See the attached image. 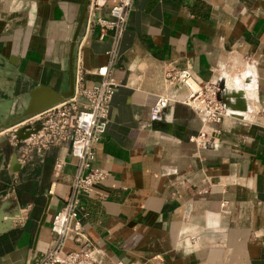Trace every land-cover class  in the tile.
Segmentation results:
<instances>
[{
  "label": "crops",
  "instance_id": "obj_1",
  "mask_svg": "<svg viewBox=\"0 0 264 264\" xmlns=\"http://www.w3.org/2000/svg\"><path fill=\"white\" fill-rule=\"evenodd\" d=\"M84 1L0 0V82L13 99L21 94L26 106L36 85L65 89L70 56L74 68L78 52L82 84L98 83L110 31L99 38L92 25L83 34V18L71 49ZM116 1L104 0L97 13L110 17ZM170 65L218 86L226 113L208 124L210 144L190 139L201 120L188 105L176 102L161 119H149ZM108 70L116 84L91 160L106 176L82 196L80 216L98 251L92 264H264V0H131ZM38 157L27 153L25 173ZM23 163L12 172L6 167L11 180L0 192V209L13 211L15 202L20 208L0 233V264H29L46 249L52 214L75 169L67 148L57 147L41 194L23 205L14 191Z\"/></svg>",
  "mask_w": 264,
  "mask_h": 264
},
{
  "label": "built area",
  "instance_id": "obj_2",
  "mask_svg": "<svg viewBox=\"0 0 264 264\" xmlns=\"http://www.w3.org/2000/svg\"><path fill=\"white\" fill-rule=\"evenodd\" d=\"M103 2L104 0H87L82 26L83 34L90 26H96L99 38L106 31H110V44L106 50L107 63L96 69L101 75L98 83L91 86L82 84L83 70L77 51L73 68L72 95L11 126L15 140V159L19 163L24 162L27 156L25 152L17 151L20 142H25V147L29 149L51 145L64 147L75 158V169L69 179L67 195L50 220V242L29 264H92L97 258V248L90 242L81 223L80 216L84 206L82 196L90 193L93 185L106 176L104 169L91 165L94 157L92 146L100 138L106 125L109 101L116 84L108 72V67L116 58L119 38L126 23L131 0H117L111 4L108 9L110 17L97 13ZM162 79L164 90L149 106V119H161L164 109L170 111L176 102L188 105L201 120V127L190 139L197 146L210 144L208 124L219 121L226 113L224 102L217 97L218 86L210 81L198 79L187 66H165L162 69ZM35 123H38V128L26 137L17 138L14 134L18 127L26 125L33 127ZM63 161V153L57 154L52 169L54 176L59 175ZM15 217L19 218L20 214ZM66 240L78 243V247L65 249Z\"/></svg>",
  "mask_w": 264,
  "mask_h": 264
},
{
  "label": "water",
  "instance_id": "obj_3",
  "mask_svg": "<svg viewBox=\"0 0 264 264\" xmlns=\"http://www.w3.org/2000/svg\"><path fill=\"white\" fill-rule=\"evenodd\" d=\"M85 5H86V0L84 1L83 4V9L81 11L80 17L77 21V25L75 27V30L72 35V40H71V49L72 45L75 41V37L80 30V26L82 24L84 14H85ZM73 88H74V76H73V58L70 56L69 59V66H68V84L67 87L63 90H53L49 88L46 85H36L32 87L29 90V97L27 100V104L24 107V109L16 114L15 116H12V118H9L2 123H0V128L3 127L4 125L8 124L10 121L18 120L22 117H27L31 114H34L35 112L40 111L44 107L51 105L59 100H62L73 93ZM38 123H35L33 127H30L29 125L26 126H20L18 129L14 131V134L16 135L17 138H24L26 137L30 132L34 131L36 128H38ZM21 163L16 161L15 159V153L14 151L11 154L10 157V167L12 171L18 170L20 167ZM7 202V201H5ZM16 208L13 211H5L6 209V204H3V206L0 209V233H3L10 229L13 226V222L16 220L17 215L20 214V208L17 202H15ZM47 206V201L44 205L43 211L41 212V215L38 219V226L40 225L43 217H44V212ZM14 215V216H13ZM38 230V227L36 231Z\"/></svg>",
  "mask_w": 264,
  "mask_h": 264
},
{
  "label": "trees",
  "instance_id": "obj_4",
  "mask_svg": "<svg viewBox=\"0 0 264 264\" xmlns=\"http://www.w3.org/2000/svg\"><path fill=\"white\" fill-rule=\"evenodd\" d=\"M51 148L53 150V148L56 147L51 146L49 149ZM54 154L55 152L47 153L46 150L43 151V153H40V157L33 159L36 162L34 163L36 166H34L27 173H25V165L28 161H24V163L22 164L17 176L19 178V182L14 185V191L23 205L33 196H39L41 194L43 187L47 183L49 170L54 158ZM10 180L11 175L7 173L5 168H0V192L5 190V188L10 183ZM36 203L37 211L34 213L35 218L38 216L41 209L42 198L36 201Z\"/></svg>",
  "mask_w": 264,
  "mask_h": 264
},
{
  "label": "rangeland",
  "instance_id": "obj_5",
  "mask_svg": "<svg viewBox=\"0 0 264 264\" xmlns=\"http://www.w3.org/2000/svg\"><path fill=\"white\" fill-rule=\"evenodd\" d=\"M2 77V76H0ZM17 82V81H16ZM15 84L20 86V83L17 82ZM18 88V87H17ZM15 89V87H14ZM13 93L10 92V88L7 87L6 84L0 82V123H2L3 121L12 118V116H15L16 114L20 113L25 106V99H22V95L18 94L16 95V98L19 100V106L15 107L14 109H10V105H17L16 104V100L13 99ZM13 99V100H12ZM25 117H22L18 120H14V121H10L8 124L4 125L3 127L0 128V166H2L3 168L7 170L9 168V171L12 172L11 167L7 166V162L9 159L10 154L15 150V145H14V139H13V130L11 128V126L23 119ZM53 146V145H51ZM51 146H40V147H31L30 149L25 147V142H20V144L17 147V151H19L20 153H24L27 155L28 154H32V153H43V151L46 150L47 153H51V152H56V149L58 146H55L56 148H52L49 149ZM49 149V150H47ZM25 161V160H24ZM6 209V208H5Z\"/></svg>",
  "mask_w": 264,
  "mask_h": 264
},
{
  "label": "bare ground",
  "instance_id": "obj_6",
  "mask_svg": "<svg viewBox=\"0 0 264 264\" xmlns=\"http://www.w3.org/2000/svg\"><path fill=\"white\" fill-rule=\"evenodd\" d=\"M14 216V215H13Z\"/></svg>",
  "mask_w": 264,
  "mask_h": 264
}]
</instances>
